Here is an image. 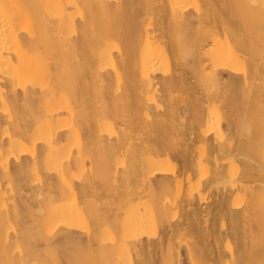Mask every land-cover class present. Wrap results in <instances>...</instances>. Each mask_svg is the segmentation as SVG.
Masks as SVG:
<instances>
[{"label":"bare ground","instance_id":"6f19581e","mask_svg":"<svg viewBox=\"0 0 264 264\" xmlns=\"http://www.w3.org/2000/svg\"><path fill=\"white\" fill-rule=\"evenodd\" d=\"M0 264H264V0H0Z\"/></svg>","mask_w":264,"mask_h":264},{"label":"rangeland","instance_id":"374dc122","mask_svg":"<svg viewBox=\"0 0 264 264\" xmlns=\"http://www.w3.org/2000/svg\"><path fill=\"white\" fill-rule=\"evenodd\" d=\"M171 74H173L172 72L170 73V75ZM225 77H227L228 78V76L227 75H225ZM211 193H212V191H210V192H208L207 193V195H206V198H209V196H211ZM213 195V194H212ZM213 197V196H212ZM213 200V199H212ZM211 200V201H212ZM207 202H210V199H208V201ZM184 250H182V254L184 255L185 254V251L183 252ZM184 258H185V255H184Z\"/></svg>","mask_w":264,"mask_h":264}]
</instances>
